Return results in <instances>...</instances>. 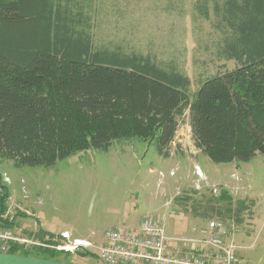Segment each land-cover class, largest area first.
<instances>
[{
  "label": "trees",
  "instance_id": "1",
  "mask_svg": "<svg viewBox=\"0 0 264 264\" xmlns=\"http://www.w3.org/2000/svg\"><path fill=\"white\" fill-rule=\"evenodd\" d=\"M214 1L231 31L221 52L238 65L203 81L192 98L188 76L149 56L94 51L82 0H0V157L49 167L83 146L107 152L134 135L156 139L167 158L187 111L194 143L212 162L264 153V0ZM4 188L0 225H12L1 218Z\"/></svg>",
  "mask_w": 264,
  "mask_h": 264
},
{
  "label": "rangeland",
  "instance_id": "2",
  "mask_svg": "<svg viewBox=\"0 0 264 264\" xmlns=\"http://www.w3.org/2000/svg\"><path fill=\"white\" fill-rule=\"evenodd\" d=\"M205 1H208V17L202 13ZM218 1L222 7L227 0ZM216 2L82 0L92 18L94 51L109 48L149 56L161 67L188 76L192 98L203 81L238 65L236 59L227 60L221 52L231 31L221 21V12L216 13ZM53 80L57 82V78ZM59 107L61 111L63 105ZM179 121L171 155L162 160L156 139L149 142L134 135L115 140L107 152L85 150L83 146L80 149L84 151L72 153L49 167H18L15 158L0 157L3 159L0 170L11 179V184L7 185L10 196L17 201L5 202L1 218L12 225H0V233L12 231L15 237L24 240L30 237L47 238L50 243L63 241L60 236L45 234L40 229L41 224L71 229L101 219H117L127 212L134 214L136 204L130 201L133 194H140L139 202H145L152 193L155 197L157 182L154 179L163 178L171 181L174 192L182 186L183 193L179 196L183 201L171 196L168 205L172 210H169L175 212L178 205L184 203V212L203 215L208 223L213 220L210 217L217 218L229 224L231 233L227 237L237 243L238 232L232 231H236L237 226L239 231L248 230L249 238L239 243L244 246L240 250L242 263L264 264V153L258 152L248 163H214L194 143L190 111ZM149 163L165 172L148 175L143 168L150 166ZM193 171L198 176L195 182ZM226 213L233 219L230 223L222 218ZM51 222L54 224L50 226ZM194 254L187 252L181 257Z\"/></svg>",
  "mask_w": 264,
  "mask_h": 264
},
{
  "label": "crops",
  "instance_id": "3",
  "mask_svg": "<svg viewBox=\"0 0 264 264\" xmlns=\"http://www.w3.org/2000/svg\"><path fill=\"white\" fill-rule=\"evenodd\" d=\"M160 159L162 160L163 157H161ZM139 162L141 163L142 161L139 159ZM159 162L160 160H158V164ZM149 164L150 166H145L143 168L147 171L148 175H154L158 171L160 173L165 172L160 169L157 165H154L152 163ZM192 174L194 175V171L192 172ZM194 176L196 178L193 177V180L198 179V176L196 174ZM154 181L157 182L155 189V197H152V193L151 197L145 200V202H139L140 194H133L130 201L132 204H136L134 205V214H132V212H127L122 214V216H119L117 219L110 218L108 221L101 219L98 222H91L89 225L84 227H79L75 225L71 229H55L53 226H51L54 224L53 222L50 223L51 227H44L41 224L39 218L41 230L47 235L55 234V236H59L58 234L61 235L63 232H68L71 233L74 239L76 238L86 241L89 240L95 246L99 247L101 245L109 244V239L107 235L111 233V231L117 230L121 232L124 231L133 233L141 232L143 222L147 218L151 217L157 223L162 225L164 229H166V232L169 237L174 238L171 239V242L169 243L166 249V252L168 254L181 256L183 255V253L187 252L202 253V247L196 245V243H191L187 240L194 239V237H200V229L206 228L208 222L205 221L203 215L196 214L194 211L190 213L188 211L184 212V203H180L177 207V211L172 212L171 205H168L169 198L172 196V198L176 197V201H183V197L180 198L179 196L180 193H183L181 192L182 186L179 191L175 190L174 192L173 188L170 187L171 181H165L163 178H155ZM198 216L199 218H197ZM210 218L213 220H218L217 218ZM222 218H226L225 221H228V223H230L229 220H233L231 219V217L228 216V213H226V216ZM222 218H219V220H221ZM224 225L226 226L228 233L230 234L231 228L229 224ZM241 231L243 235L241 234ZM241 231H239L238 226L236 231H232L234 234L238 232L236 236L238 244L246 242V240L249 238L248 230ZM51 253L52 252H50V250L46 251V249H43L41 247L35 248L34 250L24 251L22 247L17 246V249L15 251L0 252V264H105L102 259L99 258V256L97 255V250L90 251L88 255L82 253H62L57 251H53V253ZM239 255V258L242 261L241 254L239 253ZM136 264L144 263L136 262Z\"/></svg>",
  "mask_w": 264,
  "mask_h": 264
},
{
  "label": "built area",
  "instance_id": "4",
  "mask_svg": "<svg viewBox=\"0 0 264 264\" xmlns=\"http://www.w3.org/2000/svg\"><path fill=\"white\" fill-rule=\"evenodd\" d=\"M200 172V170H198ZM0 198L4 194V185H10L11 179L6 173L1 172ZM17 203L16 199L10 195L6 198ZM141 232H121L111 231L108 239L109 244L95 246L89 240L74 239L71 233L63 232L61 241L50 243L47 238L40 240L34 238H23L14 236L13 232L0 233V252L11 251L13 246L22 247L24 251L28 249L44 248L50 251L66 252L75 254L76 251H95L105 264H244L239 258V253L244 246L239 245L235 240L227 236L226 226L223 222L211 220L206 228L200 229V237H194L187 241L196 243L202 247V253H195L194 256H177L168 254L166 249L171 242L166 229L153 218H147L141 227ZM197 230V229H196ZM178 240V239H176ZM13 242L15 245H12ZM15 247V248H16Z\"/></svg>",
  "mask_w": 264,
  "mask_h": 264
}]
</instances>
